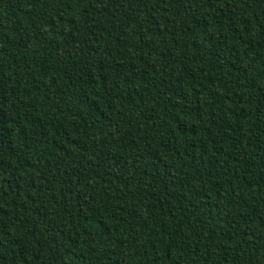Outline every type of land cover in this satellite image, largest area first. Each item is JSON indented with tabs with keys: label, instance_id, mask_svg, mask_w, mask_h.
I'll return each instance as SVG.
<instances>
[{
	"label": "trees",
	"instance_id": "obj_1",
	"mask_svg": "<svg viewBox=\"0 0 264 264\" xmlns=\"http://www.w3.org/2000/svg\"><path fill=\"white\" fill-rule=\"evenodd\" d=\"M0 264H264V0H0Z\"/></svg>",
	"mask_w": 264,
	"mask_h": 264
}]
</instances>
